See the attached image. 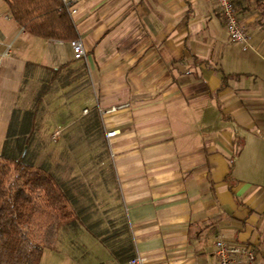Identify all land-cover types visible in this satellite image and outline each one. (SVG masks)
<instances>
[{
  "label": "crops",
  "instance_id": "0c3cea01",
  "mask_svg": "<svg viewBox=\"0 0 264 264\" xmlns=\"http://www.w3.org/2000/svg\"><path fill=\"white\" fill-rule=\"evenodd\" d=\"M235 4L248 50L230 40L217 0H73L87 50L76 59L73 41L26 32L0 0V53L11 45L0 154L33 129L16 117L22 93H74L80 118L102 130L144 264H217L219 239L263 258L264 0Z\"/></svg>",
  "mask_w": 264,
  "mask_h": 264
},
{
  "label": "rangeland",
  "instance_id": "374dc122",
  "mask_svg": "<svg viewBox=\"0 0 264 264\" xmlns=\"http://www.w3.org/2000/svg\"><path fill=\"white\" fill-rule=\"evenodd\" d=\"M21 106L25 110L16 112L21 125L30 119L34 125L31 130L26 122L20 128L30 135L14 156L24 149L28 160L50 169L69 190L76 211V219L59 230L55 248L45 249L40 264H122L113 250L114 235L126 223L125 207L117 182L113 186L102 130L80 118L82 107L74 93H22Z\"/></svg>",
  "mask_w": 264,
  "mask_h": 264
},
{
  "label": "trees",
  "instance_id": "16d2710c",
  "mask_svg": "<svg viewBox=\"0 0 264 264\" xmlns=\"http://www.w3.org/2000/svg\"><path fill=\"white\" fill-rule=\"evenodd\" d=\"M5 1L12 18L26 32L47 40L79 39L76 24L63 0ZM226 76L229 74L223 73L220 89L227 86ZM26 133L20 131L19 136ZM22 144L23 138H18L14 145L7 142L0 154V264H40L45 249L55 248L59 230L76 219L69 190L56 175L28 160L24 149L14 156ZM125 221L123 230L114 235L117 246L113 252L121 263L136 256L126 217ZM255 249L264 264L261 249ZM241 260L247 264L244 258Z\"/></svg>",
  "mask_w": 264,
  "mask_h": 264
},
{
  "label": "built area",
  "instance_id": "2783aa9c",
  "mask_svg": "<svg viewBox=\"0 0 264 264\" xmlns=\"http://www.w3.org/2000/svg\"><path fill=\"white\" fill-rule=\"evenodd\" d=\"M220 6L222 15L225 20L226 29L229 34V38L232 42H236L242 45L244 50L252 48L250 35L247 27L240 20L233 0H217ZM71 15L76 13V9L73 7V0H63ZM1 45V42H0ZM74 57L76 59H84L87 56V50L81 40L73 41ZM11 54V45H7L5 49L0 53V59L8 57ZM115 107H112L114 110ZM88 110H85L87 112ZM116 130L107 131V137L114 136ZM216 257L218 259L217 264H235L238 258H244L247 264H261L258 259L257 252L254 246L250 244H229L224 239H219L216 243L215 250ZM145 258L141 254H136L129 260V264H144ZM198 264V263H196Z\"/></svg>",
  "mask_w": 264,
  "mask_h": 264
}]
</instances>
